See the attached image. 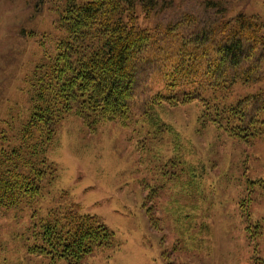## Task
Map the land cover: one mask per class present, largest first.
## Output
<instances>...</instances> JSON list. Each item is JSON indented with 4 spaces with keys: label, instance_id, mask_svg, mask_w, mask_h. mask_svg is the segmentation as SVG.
Wrapping results in <instances>:
<instances>
[{
    "label": "rangeland",
    "instance_id": "rangeland-1",
    "mask_svg": "<svg viewBox=\"0 0 264 264\" xmlns=\"http://www.w3.org/2000/svg\"><path fill=\"white\" fill-rule=\"evenodd\" d=\"M220 1L225 18L244 13L264 19V0ZM173 2L150 13L136 7L137 22L155 27L153 35L161 42L178 32L173 24L185 15L196 16L200 26L215 17L204 0ZM61 3L0 0V7L13 10L0 19V138L28 115L33 72L54 54L50 50L61 36L55 25ZM254 55L262 60L264 73V55ZM147 72L146 64L139 66L141 80ZM257 86L264 82L249 91ZM200 109L196 101L161 105L157 113L170 124L166 127L172 135L147 134L148 125L118 120L100 121L90 131L79 117H65L45 150L56 169L48 193L30 205L0 210V264H51L31 252L34 224L49 209L69 205L95 215L112 233L110 246L83 257L80 264H264V194L256 187L252 193L244 189L245 181L264 180V151L249 152L246 170L241 151L250 146L211 124L204 128ZM193 151L210 157L203 170L194 163L184 169L182 162Z\"/></svg>",
    "mask_w": 264,
    "mask_h": 264
},
{
    "label": "trees",
    "instance_id": "trees-1",
    "mask_svg": "<svg viewBox=\"0 0 264 264\" xmlns=\"http://www.w3.org/2000/svg\"><path fill=\"white\" fill-rule=\"evenodd\" d=\"M173 3L63 0L55 20L61 36L50 50L54 54L33 72L28 115L11 134L1 132L0 210L30 205L48 193L56 169L46 159L47 142L68 115L79 117L90 131L100 121L118 120L122 125L128 121L148 125L147 134L172 135L169 123L157 113L161 105L196 101L204 128L211 124L250 146L241 151L242 164L250 169L249 152L264 151V86L249 91L264 82L262 60L254 55H264V19L244 13L225 18L220 0H204L205 9L215 10L212 21L200 26L196 16L185 15L181 23L173 24L178 32L161 42L153 35L155 27L137 22L136 7L150 13ZM142 64L148 72L141 80ZM192 155L183 160L184 169L193 163L206 168L210 157L194 151ZM254 187L264 194V180L245 181L246 192L252 193ZM37 218L31 252L47 263L80 264L83 257L113 241L95 215L82 214L76 206L51 208Z\"/></svg>",
    "mask_w": 264,
    "mask_h": 264
},
{
    "label": "clouds",
    "instance_id": "clouds-1",
    "mask_svg": "<svg viewBox=\"0 0 264 264\" xmlns=\"http://www.w3.org/2000/svg\"><path fill=\"white\" fill-rule=\"evenodd\" d=\"M12 8L10 7H0V19L10 16L12 14Z\"/></svg>",
    "mask_w": 264,
    "mask_h": 264
}]
</instances>
